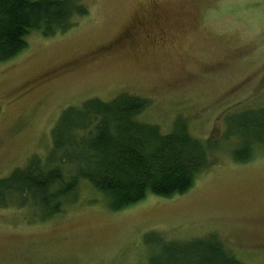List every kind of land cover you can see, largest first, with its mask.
<instances>
[{
    "label": "rangeland",
    "instance_id": "374dc122",
    "mask_svg": "<svg viewBox=\"0 0 264 264\" xmlns=\"http://www.w3.org/2000/svg\"><path fill=\"white\" fill-rule=\"evenodd\" d=\"M68 30L26 35L0 62V177L36 156L44 163L61 111L119 93L147 101L137 116L172 131L184 120L212 165L181 195H153L120 210L86 180L42 217L0 206V264H146L157 233L185 241L214 234L244 264H264V145L232 158L222 139L237 112L264 107V0H80ZM226 117V119H225Z\"/></svg>",
    "mask_w": 264,
    "mask_h": 264
},
{
    "label": "trees",
    "instance_id": "16d2710c",
    "mask_svg": "<svg viewBox=\"0 0 264 264\" xmlns=\"http://www.w3.org/2000/svg\"><path fill=\"white\" fill-rule=\"evenodd\" d=\"M87 12L80 0H0V62L25 48L31 30L43 36L61 33ZM146 105L141 97L119 93L108 101L89 98L63 109L44 163L33 156L0 177V206H37L46 218L60 212L62 199L75 193L80 180L99 191L113 211L148 195L168 198L188 191L212 165L210 148L220 140L192 136L181 119L163 133L138 120ZM225 121L222 139L239 138L233 160H249L253 146L264 145V107ZM145 237L154 247L146 264H244L214 234L185 241L165 240L155 232Z\"/></svg>",
    "mask_w": 264,
    "mask_h": 264
}]
</instances>
